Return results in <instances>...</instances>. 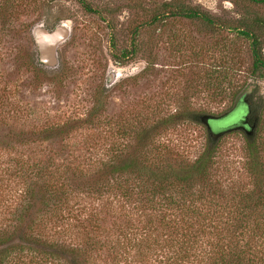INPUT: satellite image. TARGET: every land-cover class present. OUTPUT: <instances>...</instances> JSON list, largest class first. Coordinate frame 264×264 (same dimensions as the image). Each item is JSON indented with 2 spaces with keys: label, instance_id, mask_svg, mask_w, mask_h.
<instances>
[{
  "label": "trees",
  "instance_id": "1",
  "mask_svg": "<svg viewBox=\"0 0 264 264\" xmlns=\"http://www.w3.org/2000/svg\"><path fill=\"white\" fill-rule=\"evenodd\" d=\"M249 1L264 4V0ZM77 2L95 12L86 0ZM166 6L149 24H163L170 17L196 20L247 42L251 59L247 73L241 78L240 64L233 67L221 60L208 73L207 88L221 103L222 84L232 77L230 101L243 98L251 109L264 110V95L255 83L264 70L262 20L246 19L235 25L198 7L171 2ZM142 28V24L133 28V52ZM114 42L113 34L111 44L116 48ZM20 64L33 72L34 88L49 72L37 62L34 50L22 54ZM149 67L147 62L142 71ZM61 76L55 82L57 90L63 86ZM105 89L95 90L86 118L46 120L41 125L30 121L11 126L10 120L17 121L18 112L25 111L19 105L11 109L1 95V113L4 109L12 114L0 113V264H99L101 257L102 264H264V142L260 136L247 137L234 160L221 154L218 136L213 137L211 130L194 159L177 150L172 158H159L152 153L160 128L180 119L199 122L207 113L141 115L138 127L117 128L120 137L128 134L127 143L108 147L96 167L84 169L69 161L60 142L74 124L88 123L105 112ZM253 119L255 125L260 123L258 116ZM74 193L98 203L73 207Z\"/></svg>",
  "mask_w": 264,
  "mask_h": 264
},
{
  "label": "rangeland",
  "instance_id": "2",
  "mask_svg": "<svg viewBox=\"0 0 264 264\" xmlns=\"http://www.w3.org/2000/svg\"><path fill=\"white\" fill-rule=\"evenodd\" d=\"M86 2L95 12H90L77 0H0V97L4 93L2 97H7L11 109L19 105L25 111L18 112L17 121L10 120L11 126L30 121L41 125L46 120L84 119L90 111L95 90L106 87L105 112L88 123L81 120L74 124L73 131L60 142L67 148L65 155L71 163L89 170L96 167L108 147L118 143L122 147L129 141L128 134L120 137L117 128L129 131V125L138 127L141 115L153 118L154 113L162 116L182 110L225 113L224 117L206 120V123L180 119L160 128L154 137L157 148L153 156L172 158L171 154L177 150L192 160L208 141L207 126L215 131L237 122L244 114L246 107L242 103L228 112L234 104L227 95L234 87L232 77L222 84L221 103L214 99L213 90L207 88L210 83L207 78L221 60L233 67L240 64L244 71L242 78L251 63L245 40L196 20L170 17L163 24H149V21L155 13L167 9L166 3L170 2L198 7L214 18L235 25L246 19L257 23L262 20L259 32L264 55L263 3L249 0ZM60 21H68L71 28L70 37L58 49L60 63L54 69L44 67L49 72L42 77L40 86L34 88L33 72L20 64V57L25 52L35 51L31 34L35 24L52 28ZM141 24L137 52H133V28ZM113 34L116 48L111 44ZM127 50V55L120 54ZM147 62L150 67L143 72ZM119 70L122 75L115 76L109 83L110 74ZM60 76L63 86L57 90L55 82ZM255 80L264 95V70ZM252 110L260 118L258 125L251 117L249 129L232 128L218 136L216 143L224 157L237 159L250 135H259L264 142V110ZM33 111V115L28 114ZM70 198L73 207L90 208L98 203L80 193ZM97 262L102 264L103 257Z\"/></svg>",
  "mask_w": 264,
  "mask_h": 264
},
{
  "label": "water",
  "instance_id": "3",
  "mask_svg": "<svg viewBox=\"0 0 264 264\" xmlns=\"http://www.w3.org/2000/svg\"><path fill=\"white\" fill-rule=\"evenodd\" d=\"M31 34L35 45L34 48L37 62L47 69H54L58 67L60 63L58 55L59 46L64 43L70 37L71 34L69 22L60 21L52 28H47L43 24L38 23L32 27ZM121 75L122 72L120 70L118 72L111 73L109 76V83L113 80L115 76ZM239 103H242L246 107L244 114L241 115L240 119L235 123L222 127L215 131L211 130L210 133L213 137L220 136L224 132L232 128H236L242 122L245 121L248 108L243 98H241L239 101H236L231 107V109L228 110V112L231 111L232 108H234ZM224 115L225 113H221L219 115L208 113L202 117V121L206 123V120L220 119L224 117Z\"/></svg>",
  "mask_w": 264,
  "mask_h": 264
},
{
  "label": "flooded vegetation",
  "instance_id": "4",
  "mask_svg": "<svg viewBox=\"0 0 264 264\" xmlns=\"http://www.w3.org/2000/svg\"><path fill=\"white\" fill-rule=\"evenodd\" d=\"M245 100V99H244ZM245 106V105H244ZM247 108H248V112H247V116H246V118H245V121L244 122H242L239 126H237L236 128H239V129H249V119L252 117V118H254V116H255V113H253V110L249 107V106H247ZM203 123H205V122H203ZM207 130H209L210 131V128L207 126Z\"/></svg>",
  "mask_w": 264,
  "mask_h": 264
}]
</instances>
